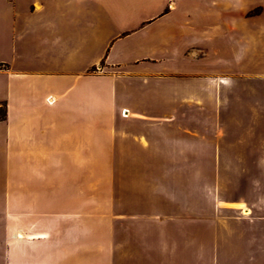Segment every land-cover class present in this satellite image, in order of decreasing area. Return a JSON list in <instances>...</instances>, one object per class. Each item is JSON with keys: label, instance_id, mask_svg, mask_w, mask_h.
<instances>
[{"label": "crops", "instance_id": "crops-1", "mask_svg": "<svg viewBox=\"0 0 264 264\" xmlns=\"http://www.w3.org/2000/svg\"><path fill=\"white\" fill-rule=\"evenodd\" d=\"M1 104L0 264H264V0H0Z\"/></svg>", "mask_w": 264, "mask_h": 264}, {"label": "rangeland", "instance_id": "rangeland-1", "mask_svg": "<svg viewBox=\"0 0 264 264\" xmlns=\"http://www.w3.org/2000/svg\"><path fill=\"white\" fill-rule=\"evenodd\" d=\"M262 8H254L252 10L253 13H258L261 11ZM207 14H208V20L206 23H201L202 25L197 27V32L199 35L204 36V34H209L211 36L210 41H207L204 44H201L202 47L206 48L208 50V56L203 58V62H199L195 58H191V62H187V66L189 67V70H196L200 69L201 71L203 69L205 70H215L218 67L221 66V63L219 61V58H223L226 60H229L231 58V46L225 42L224 40H221L220 38H216V32L217 27L214 23H212V16L213 12L212 9L209 7H206ZM198 35V36H199ZM200 38V37H199ZM217 49H220V53ZM218 52V53H217ZM219 61V62H218ZM223 64V63H222ZM117 111L120 112V103L119 99H117ZM1 109V108H0ZM123 113V111H122ZM209 156L211 155V151L208 150ZM209 159V158H208ZM210 162V159H209ZM104 170L97 168V194H96V225H97V232H96V239H97V248H96V254L102 255L104 254L103 249V237H104V231H103V224L104 223H116L118 224V208H119V199H118V183L115 185L111 184V182L104 176ZM115 172L117 169H113ZM106 171V170H105ZM109 171V172H108ZM4 167L3 163L0 164V212L4 211V194L7 190L6 181L4 178ZM107 172L110 173V169H107ZM209 219L214 220L212 217H209ZM211 223V221H209ZM214 228V223H213ZM209 255H215V249L214 247H209L208 249Z\"/></svg>", "mask_w": 264, "mask_h": 264}, {"label": "trees", "instance_id": "trees-1", "mask_svg": "<svg viewBox=\"0 0 264 264\" xmlns=\"http://www.w3.org/2000/svg\"><path fill=\"white\" fill-rule=\"evenodd\" d=\"M0 120L5 119L6 117V105L5 104H1L0 105Z\"/></svg>", "mask_w": 264, "mask_h": 264}, {"label": "bare ground", "instance_id": "bare-ground-1", "mask_svg": "<svg viewBox=\"0 0 264 264\" xmlns=\"http://www.w3.org/2000/svg\"><path fill=\"white\" fill-rule=\"evenodd\" d=\"M20 236H22V234H20Z\"/></svg>", "mask_w": 264, "mask_h": 264}]
</instances>
